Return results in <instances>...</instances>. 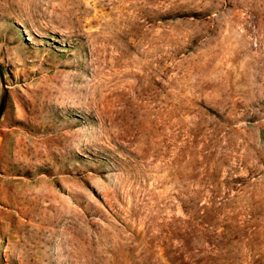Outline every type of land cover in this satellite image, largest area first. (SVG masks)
I'll return each instance as SVG.
<instances>
[{"label": "rangeland", "instance_id": "374dc122", "mask_svg": "<svg viewBox=\"0 0 264 264\" xmlns=\"http://www.w3.org/2000/svg\"><path fill=\"white\" fill-rule=\"evenodd\" d=\"M0 264H264V0H0Z\"/></svg>", "mask_w": 264, "mask_h": 264}]
</instances>
